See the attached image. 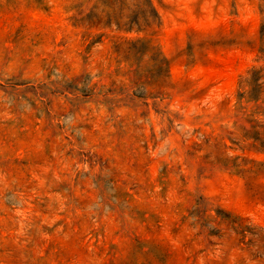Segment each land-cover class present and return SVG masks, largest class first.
<instances>
[{"label":"rangeland","instance_id":"obj_1","mask_svg":"<svg viewBox=\"0 0 264 264\" xmlns=\"http://www.w3.org/2000/svg\"><path fill=\"white\" fill-rule=\"evenodd\" d=\"M0 264H264V0H0Z\"/></svg>","mask_w":264,"mask_h":264}]
</instances>
